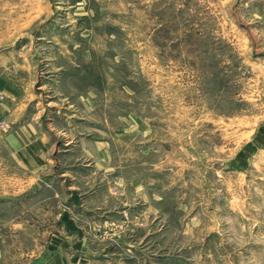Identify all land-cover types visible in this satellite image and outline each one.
<instances>
[{"label":"rangeland","instance_id":"rangeland-1","mask_svg":"<svg viewBox=\"0 0 264 264\" xmlns=\"http://www.w3.org/2000/svg\"><path fill=\"white\" fill-rule=\"evenodd\" d=\"M59 237L85 264H264V0H0V264H75Z\"/></svg>","mask_w":264,"mask_h":264},{"label":"crops","instance_id":"crops-1","mask_svg":"<svg viewBox=\"0 0 264 264\" xmlns=\"http://www.w3.org/2000/svg\"><path fill=\"white\" fill-rule=\"evenodd\" d=\"M21 130V131H20ZM20 132L17 134H12L11 137L8 139V142L12 143V149L19 151L20 153L17 154L22 161L19 162L18 158L14 157L16 160L17 165H20L19 168L21 169L22 173H37V172H43L47 170V159L42 154V136L39 132L35 131L32 127L24 126L23 128L19 129ZM7 148L10 149V144H7ZM46 159V161H45ZM34 182H32V187L30 188L33 190ZM30 186V185H29ZM29 186L26 191H29ZM23 189L22 185L19 186ZM19 188V189H20ZM22 191V190H21ZM23 192V191H22ZM22 196V195H19ZM31 202H40V198H35ZM58 237V236H56ZM60 240L58 241V244H54L55 248H73L78 253H82V255H79V258H75V260H72L75 264H85V260L83 259V256L85 254L84 249L86 246V242L79 239V241H76L74 243L64 240L62 238H58ZM60 241V242H59ZM58 255L60 257H58ZM77 259H79L80 262H77ZM47 264H68L67 258H65L61 254H57L56 258H52L51 260H48Z\"/></svg>","mask_w":264,"mask_h":264}]
</instances>
